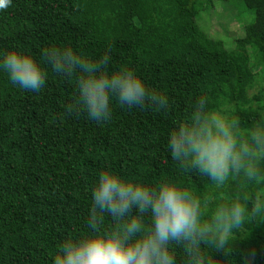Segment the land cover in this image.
<instances>
[{
    "label": "trees",
    "instance_id": "trees-1",
    "mask_svg": "<svg viewBox=\"0 0 264 264\" xmlns=\"http://www.w3.org/2000/svg\"><path fill=\"white\" fill-rule=\"evenodd\" d=\"M53 44L90 56L108 50L113 67L135 66L174 110L202 91L228 99L245 120L264 110V0H13L0 12V51L39 56ZM73 92L55 75L32 93L0 74V264H50L55 244L82 223L100 168L176 175L164 152L174 112L117 106L98 123L66 109ZM236 248L264 264V228Z\"/></svg>",
    "mask_w": 264,
    "mask_h": 264
},
{
    "label": "clouds",
    "instance_id": "clouds-1",
    "mask_svg": "<svg viewBox=\"0 0 264 264\" xmlns=\"http://www.w3.org/2000/svg\"><path fill=\"white\" fill-rule=\"evenodd\" d=\"M13 0H0V12ZM0 74L18 89L39 93L50 76L71 80L68 111L98 123L114 108L174 112L164 152L176 175L155 180L112 167L97 170L80 226L52 250L50 264H251L237 242L264 228V110L245 120L228 99L202 91L178 110L135 66H112L108 50L87 55L50 45L39 56L0 51ZM206 179L199 188L182 177Z\"/></svg>",
    "mask_w": 264,
    "mask_h": 264
},
{
    "label": "rangeland",
    "instance_id": "rangeland-1",
    "mask_svg": "<svg viewBox=\"0 0 264 264\" xmlns=\"http://www.w3.org/2000/svg\"><path fill=\"white\" fill-rule=\"evenodd\" d=\"M221 10V9H220Z\"/></svg>",
    "mask_w": 264,
    "mask_h": 264
}]
</instances>
